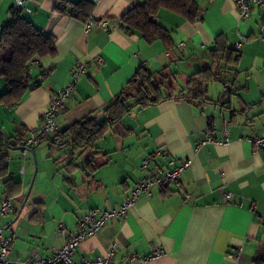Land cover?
Returning a JSON list of instances; mask_svg holds the SVG:
<instances>
[{
    "label": "crops",
    "instance_id": "1",
    "mask_svg": "<svg viewBox=\"0 0 264 264\" xmlns=\"http://www.w3.org/2000/svg\"><path fill=\"white\" fill-rule=\"evenodd\" d=\"M77 1L26 0L21 16L52 35L55 50L33 59L30 87L18 104L0 103L4 138L39 125L79 63L84 72L56 117L59 132L86 118L101 120L103 106L140 66L169 75L172 83L176 75L183 85L190 74L211 67L222 82L214 95L207 91L201 107L180 97L134 107L86 148L71 147L70 138L58 145L45 137L24 156L14 146L0 150L8 156L0 198H12L0 227L12 236V256L23 259L33 250L46 256L61 247L90 208L121 204L145 174L141 159L161 150L165 158L154 155L155 165H177L186 157L192 162L177 182L153 187L127 215L82 241L73 259L111 251L130 264H264L257 263L264 249V148L247 139L264 138V9L253 6L239 19L233 0H194L200 19L190 22L162 8L153 19L170 32L173 46L166 49L161 40L149 43L120 25L124 12L142 0H89L95 24L87 32L85 19L70 13ZM11 6L12 0H0V26L9 21ZM100 19L106 23L98 25ZM241 35L247 40L236 63L212 56L218 43L232 48ZM5 90L0 77V95ZM208 133L217 141L199 145ZM224 184L230 200L223 197ZM155 247L160 256L133 259L148 258Z\"/></svg>",
    "mask_w": 264,
    "mask_h": 264
},
{
    "label": "trees",
    "instance_id": "2",
    "mask_svg": "<svg viewBox=\"0 0 264 264\" xmlns=\"http://www.w3.org/2000/svg\"><path fill=\"white\" fill-rule=\"evenodd\" d=\"M93 4L89 0H78L70 13L86 20ZM162 8L176 12L190 22L200 19V11L194 0H142L141 3L124 12L120 17V25L129 33H139L149 43L161 40L164 47L170 49L173 46L170 32L153 19ZM9 12V21L0 26V77L6 85L5 92L0 95V103L12 107L20 102L25 91L30 87L32 80L30 65L33 59L53 55L55 39L38 29L32 22L25 20L21 16V10L11 6ZM218 46L211 51L215 59L221 58L225 63L237 62L239 52L222 42L218 43ZM168 78L169 75L154 74L140 66L122 90L103 106L104 117L101 120L86 118L84 123L76 122L68 129L58 131L51 140L58 145H64L70 138L69 141L73 145L86 148L103 136L110 126L121 124L122 117L134 107L155 104L176 97L186 100L193 106L201 107L209 100L205 83L216 81L219 74L211 67L202 68L190 74L177 92L174 91L173 83ZM12 138L8 139L0 135V150L5 146H13ZM7 158L6 154H0V172L6 169ZM7 181L10 179H7L6 183ZM12 184L17 182L12 181ZM263 259L264 249L260 250L257 263H261Z\"/></svg>",
    "mask_w": 264,
    "mask_h": 264
},
{
    "label": "built area",
    "instance_id": "3",
    "mask_svg": "<svg viewBox=\"0 0 264 264\" xmlns=\"http://www.w3.org/2000/svg\"><path fill=\"white\" fill-rule=\"evenodd\" d=\"M95 2L97 0H94ZM237 10L238 18L245 19L250 15L253 6L264 9V0H233ZM26 0H12V5L18 10H23ZM73 10V9H72ZM105 19H100L98 25H104ZM95 24L92 17H88L84 21V30L89 31ZM247 37L241 35L240 40L235 42L233 50L239 52ZM84 72V67L81 63L76 65V68L71 74V79L66 82L58 92L52 96L48 106L43 114L42 121L39 125L30 129L25 134H16L12 138L13 146L18 148L24 156L29 150L37 146L45 137L51 138L58 133V126L56 117L60 110L64 107L65 102L68 100L70 93L74 88L76 79ZM255 147V149L264 148V138L254 136L247 138ZM209 133L205 139L201 140L199 145L208 142H216ZM198 145V146H199ZM158 155L165 158V154L161 150L148 153L141 159L140 167L145 171V174L138 180L133 187L130 195L118 206L107 207L104 209L90 208L84 213L78 222L77 229L70 232L64 239V243L57 249H52L49 255H40L37 251L33 250L23 259H16L11 254L12 236L5 235L3 228L0 227V264H130L122 263L113 257L111 251L103 255L94 256L93 258L82 257L78 260L73 259L74 250L86 238L94 235L97 231L103 228L106 223L112 219H119L127 215L138 199L143 194H151L153 187H163L171 183L177 182L182 172L191 164L192 158L186 157L180 164L175 165L173 161H166L162 166L155 165L151 158ZM221 191L225 200H230L232 194L227 190V185L221 187ZM12 207V199L9 197L0 198V215H4ZM59 233L65 232L64 225L59 224ZM162 254L159 247H155L152 254L148 258H139L133 256L140 262H145L148 259L158 257Z\"/></svg>",
    "mask_w": 264,
    "mask_h": 264
},
{
    "label": "rangeland",
    "instance_id": "4",
    "mask_svg": "<svg viewBox=\"0 0 264 264\" xmlns=\"http://www.w3.org/2000/svg\"><path fill=\"white\" fill-rule=\"evenodd\" d=\"M226 64H231V63H226ZM159 77V80H160V76L158 75ZM181 78V77H180ZM187 78V77H186ZM173 79H176V81L173 82V86H174V91H178L182 86H183V83H180L178 78L176 77V75H173V76H170V80H173ZM222 82V79H217L216 81H211V82H208V83H205V86L207 88V91H208V95H214L216 90L219 89V83ZM177 86V87H176ZM71 147H77L79 148L77 145H73L72 143L69 144Z\"/></svg>",
    "mask_w": 264,
    "mask_h": 264
},
{
    "label": "water",
    "instance_id": "5",
    "mask_svg": "<svg viewBox=\"0 0 264 264\" xmlns=\"http://www.w3.org/2000/svg\"><path fill=\"white\" fill-rule=\"evenodd\" d=\"M81 123H84V121H81Z\"/></svg>",
    "mask_w": 264,
    "mask_h": 264
}]
</instances>
